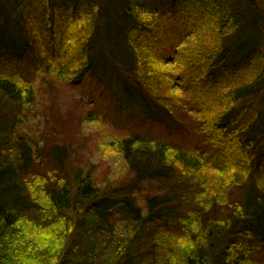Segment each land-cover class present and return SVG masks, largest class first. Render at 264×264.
<instances>
[{"label":"trees","instance_id":"1","mask_svg":"<svg viewBox=\"0 0 264 264\" xmlns=\"http://www.w3.org/2000/svg\"><path fill=\"white\" fill-rule=\"evenodd\" d=\"M46 77L129 179L41 133ZM0 264H264V0H0Z\"/></svg>","mask_w":264,"mask_h":264},{"label":"rangeland","instance_id":"2","mask_svg":"<svg viewBox=\"0 0 264 264\" xmlns=\"http://www.w3.org/2000/svg\"><path fill=\"white\" fill-rule=\"evenodd\" d=\"M39 83L43 105L39 114L41 133H49L54 140L73 149L79 163L93 168L99 184H115L113 180L118 178L129 179L128 173L118 175L124 168V158L114 143L122 141L128 133L111 123L107 119L110 116L86 118L97 108L68 85L54 83L47 77Z\"/></svg>","mask_w":264,"mask_h":264}]
</instances>
